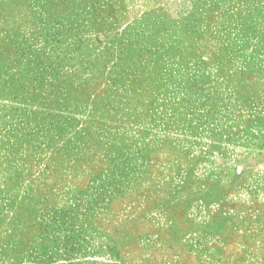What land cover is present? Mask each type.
<instances>
[{"label":"rangeland","instance_id":"374dc122","mask_svg":"<svg viewBox=\"0 0 264 264\" xmlns=\"http://www.w3.org/2000/svg\"><path fill=\"white\" fill-rule=\"evenodd\" d=\"M0 264H264V0H0Z\"/></svg>","mask_w":264,"mask_h":264}]
</instances>
